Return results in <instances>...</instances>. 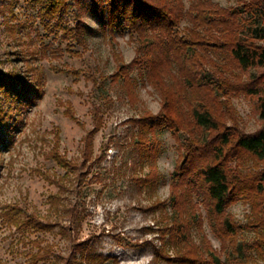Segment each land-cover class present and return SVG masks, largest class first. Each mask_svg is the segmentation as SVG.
Returning <instances> with one entry per match:
<instances>
[{
  "label": "rangeland",
  "instance_id": "374dc122",
  "mask_svg": "<svg viewBox=\"0 0 264 264\" xmlns=\"http://www.w3.org/2000/svg\"><path fill=\"white\" fill-rule=\"evenodd\" d=\"M212 1L229 8L249 0ZM91 5L70 1L63 25L74 28L81 21L84 27L79 37L63 38L44 28L35 0H0V70L21 75L39 90L36 103L19 110L0 88L6 121L0 129V264H180L178 256L189 247L182 242L176 250L158 232L170 212L164 214L161 206L169 204L185 136L157 130L149 137L155 161L146 158L136 144L137 122L160 113L161 97L142 67L129 68L128 81L112 80L120 65L134 60L137 43L127 31L111 35ZM183 5L187 11L188 1ZM241 20L248 36L264 28V10L243 12ZM188 26L184 19L179 30ZM257 42L264 45V39ZM208 55L227 68L222 52ZM231 70V81L236 77L241 84L264 74V67ZM215 72L208 66L203 80L212 81ZM257 90L217 92L211 108L224 126L255 133L264 128L258 108L264 82ZM243 165L261 170L264 161L248 158ZM152 172L153 187L139 182ZM192 202L198 207L188 228L190 244L205 256L214 252L220 264H264V249L252 245L258 239L254 229H240L224 245L201 198L193 194ZM227 213L245 226L252 205L238 199ZM28 216L50 229L26 226Z\"/></svg>",
  "mask_w": 264,
  "mask_h": 264
},
{
  "label": "trees",
  "instance_id": "16d2710c",
  "mask_svg": "<svg viewBox=\"0 0 264 264\" xmlns=\"http://www.w3.org/2000/svg\"><path fill=\"white\" fill-rule=\"evenodd\" d=\"M70 1L35 0L39 7L38 18L49 33H62L63 38L80 36L83 22L79 21L74 28L63 25ZM91 1V8L103 28L111 35L127 31L130 39L137 43L134 60L129 65H120L112 80L125 77L128 81L127 70L133 66L142 67L162 100L159 114L138 120L136 144L146 158L154 162L156 151L154 145H149L150 135L166 129L177 139L180 133L185 136L184 143L180 144L181 159L172 175L169 204L161 206L164 214L168 215L165 210L170 212L163 226L158 228L163 241L166 242L167 236L176 250L178 243L189 245L183 255L178 256V263L220 264L214 252L209 251L205 256L189 243L188 228L190 221H195L197 206L192 202L193 194L201 198L214 233L224 245L227 239L235 241L240 229L251 228L258 235L252 245L264 249V206H261L264 204V168L254 171L243 165L248 158L264 161V128L245 134L226 127L211 108L212 103H216L212 99L217 92L221 96L241 91L256 95L257 87L264 82V74L249 83L241 84L236 77V82L231 81L232 68L264 67V45L257 42V39H264V28L244 35L241 20L243 12L264 10V0H249L242 2L240 7L229 8L212 0H187V11L183 0ZM184 19L190 26L180 31ZM218 51L228 61L225 69L218 67L208 55ZM208 66L218 71L212 81L203 80V71ZM0 88L18 104L19 110L34 105L39 95L38 89L14 72L0 70ZM258 108L264 120V96L258 97ZM5 123V114L0 109V129ZM139 182L153 187L155 173ZM238 199H245L252 205V215L245 226H239L227 213ZM30 223L46 230L51 227L44 226L33 216L27 217L25 225ZM237 248L235 244L234 249ZM154 254L163 259L160 250H155ZM65 264L71 263L66 261Z\"/></svg>",
  "mask_w": 264,
  "mask_h": 264
}]
</instances>
